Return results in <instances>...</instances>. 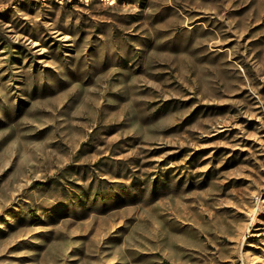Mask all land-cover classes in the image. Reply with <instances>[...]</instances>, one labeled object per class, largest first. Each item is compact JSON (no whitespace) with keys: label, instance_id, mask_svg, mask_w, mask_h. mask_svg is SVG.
Here are the masks:
<instances>
[{"label":"rangeland","instance_id":"rangeland-1","mask_svg":"<svg viewBox=\"0 0 264 264\" xmlns=\"http://www.w3.org/2000/svg\"><path fill=\"white\" fill-rule=\"evenodd\" d=\"M0 264H264V0H0Z\"/></svg>","mask_w":264,"mask_h":264}]
</instances>
